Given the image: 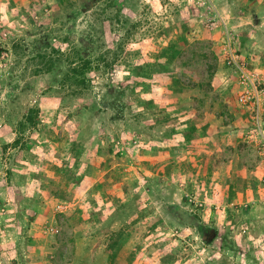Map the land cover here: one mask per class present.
<instances>
[{"label": "rangeland", "instance_id": "1", "mask_svg": "<svg viewBox=\"0 0 264 264\" xmlns=\"http://www.w3.org/2000/svg\"><path fill=\"white\" fill-rule=\"evenodd\" d=\"M213 10L264 94V0H0V264H89L96 236L120 242L96 264H264V154Z\"/></svg>", "mask_w": 264, "mask_h": 264}, {"label": "built area", "instance_id": "2", "mask_svg": "<svg viewBox=\"0 0 264 264\" xmlns=\"http://www.w3.org/2000/svg\"><path fill=\"white\" fill-rule=\"evenodd\" d=\"M213 16L210 18L212 27H218L223 24V29L229 42L227 47L226 64L229 65L237 74L240 90L238 97L241 103L250 107L255 122V131L260 137L259 148L264 154V113L262 112L263 89L258 87L259 76L256 71L249 69L247 64L240 58L239 53L233 47V35L220 17L218 12L213 10ZM58 207L62 212L67 211L70 207L68 203H60Z\"/></svg>", "mask_w": 264, "mask_h": 264}, {"label": "crops", "instance_id": "3", "mask_svg": "<svg viewBox=\"0 0 264 264\" xmlns=\"http://www.w3.org/2000/svg\"><path fill=\"white\" fill-rule=\"evenodd\" d=\"M220 14H221V16L224 18V19H227V17H230L231 15L230 14H227V13H225V11H220ZM245 11H243V14H240V16L238 15V19H240V20H244L243 18H245ZM232 16H234V17H237V15H236V12L232 15ZM253 20H251V22L250 23H253V21L254 22H256V26H257V24H259V23H257L262 17L261 16H259V17H257V14L256 13H254L253 15ZM247 17V16H246ZM236 20V19H235ZM250 27V29L252 28V27H254V26H249ZM241 30V32H238L239 34V37H241V36H243L241 33L243 32V31H245V29L246 28H243V26L240 28ZM253 30H256L257 31V28H254ZM256 37H257V35H256ZM239 41H240V45L243 43V45H245V46H247V48L248 49H250V51L252 50L254 53L255 52H257L258 50V43H257V40H255V39H251L250 41H247L246 40V42L244 43L242 40H240V39H238ZM253 49H255V50H253ZM223 84V87H226V86H229L230 87V82H228V80H223V82H222ZM220 88H222V86H219ZM223 89V88H222ZM229 98H231V95H230V93L229 92H227V94H226V96H225V101H228V110H230L234 115H235V112L233 111L235 108L234 107H232V106H230V101H229ZM234 105V104H233ZM237 112H240V110L239 109H235ZM237 115V114H236ZM195 116V115H194ZM214 116H216L217 117V114H215ZM196 117V116H195ZM207 117L208 116H206V117H204V118H206L207 119ZM197 118V117H196ZM196 120L197 119H193V120H190L188 123H187V121H185L184 123V125H183V127H182V129L185 131L184 132V135H183V138H184V141H186V142H188V141H191L192 143H193V138H194V136H193V134H191L190 132H187V126L189 125V124H192L193 123V121H195V124L196 125H198L199 126V123H196ZM213 122H214V120L212 119V118H210L209 120L207 119L206 120V122H203V123H201L200 124V126H202V132H203V130H205V133H203V136H204V139H205V141L207 140V134H210V131L211 130H213V129H215L217 132L218 131H222L223 132V130L222 129H218L216 126L214 127L213 126ZM227 129V131H228V128H226ZM235 131H238L237 129H234ZM173 135L174 136H176V133H173ZM223 135H226V133L224 134L223 133ZM233 136V135H232ZM233 139L235 140V137H233ZM174 148H177V143L175 142L174 144ZM193 146V148H194V152L195 153H199L200 151L198 150V145H194V144H189L188 146ZM169 148L171 149L172 148V146L170 145L169 146ZM174 160V159H173ZM157 163H160V161H157ZM242 195H247L249 192L251 193V191H252V186H251V184H250V182H249V180L248 179H245V180H243V183H242ZM225 192V191H224ZM238 194H240V193H238ZM113 195H115V194H113ZM231 195H233V197H235V195H234V192H233V194H231ZM112 196V194H111V192H109V194H108V197H111ZM237 196V195H236ZM114 197V196H113ZM238 197V196H237ZM12 239V238H11ZM95 241H94V245H92V247L90 248V254H89V264H93V262H95V264L98 262V260H101V259H103V257H104V259L106 260V262H107V259L109 258V256H110V254H111V252H110V250L108 249V246H109V244H110V242H111V240L110 239H103V240H99V239H97V236L95 237ZM34 240H37V239H34ZM33 240V241H34ZM12 241V243H14L15 242V240H7V243H8V245H11L9 242H11ZM120 243V242H119ZM14 245H15V243H14ZM13 246V245H12ZM9 247H11V246H9ZM101 247H104V251H106V253H100L101 252ZM103 249V248H102ZM93 254V255H92ZM105 254H106V257H105ZM94 256V257H93ZM5 260H7V262L9 261V259H10V256H7V259H6V257L4 258ZM99 264V263H98ZM107 264H111L110 262H108Z\"/></svg>", "mask_w": 264, "mask_h": 264}, {"label": "trees", "instance_id": "4", "mask_svg": "<svg viewBox=\"0 0 264 264\" xmlns=\"http://www.w3.org/2000/svg\"><path fill=\"white\" fill-rule=\"evenodd\" d=\"M81 59H83V62L81 65L70 67V70L67 71V77L73 79L77 84L84 83L86 75H87L86 73L92 70L91 59L90 58H86V59L81 58ZM53 68H54V64L49 62V66L48 68H46V71L49 72L53 70ZM217 69H218L217 63L209 64L208 68L206 69V75L208 76V79H209L207 81L206 88L203 89V91H205L206 93H208L209 90L213 89L212 81H213V78L215 76ZM182 81L185 85H187V82H185L184 80ZM192 85L193 84H191V86ZM201 86L203 87L204 85L201 84ZM39 112H40L39 106L30 108L28 110V113L24 116V119L19 123L20 128L25 129L29 125L31 126L36 125ZM16 141H18V139ZM108 151H111V149L109 148ZM118 241H119L118 238H114L113 240H111L108 246V249L111 250L113 246L119 243ZM207 241H210V239H208Z\"/></svg>", "mask_w": 264, "mask_h": 264}]
</instances>
